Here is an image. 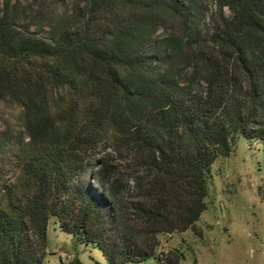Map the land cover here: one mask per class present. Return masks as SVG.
<instances>
[{
	"label": "trees",
	"instance_id": "16d2710c",
	"mask_svg": "<svg viewBox=\"0 0 264 264\" xmlns=\"http://www.w3.org/2000/svg\"><path fill=\"white\" fill-rule=\"evenodd\" d=\"M16 19L0 17V100L32 149L27 191L0 215V264H46L50 221L108 264H179L135 242L90 160L105 138L125 147L143 228L194 231L212 164L241 139L264 148V0H80L46 39Z\"/></svg>",
	"mask_w": 264,
	"mask_h": 264
},
{
	"label": "rangeland",
	"instance_id": "374dc122",
	"mask_svg": "<svg viewBox=\"0 0 264 264\" xmlns=\"http://www.w3.org/2000/svg\"><path fill=\"white\" fill-rule=\"evenodd\" d=\"M79 1L0 0V17L12 12L17 18L16 30L46 39L52 26ZM30 149L20 107L8 97L0 100V215L19 204L27 191L21 164ZM90 162L96 170L106 172L115 186L124 223L137 234L135 242L140 247L161 256L182 253L179 264H264V148L260 144L241 139L228 157L212 164L207 208L194 231L155 236L143 228L132 208L140 174L126 148L105 138ZM38 244L46 264H74L75 259L78 264H108L100 250L74 243L52 221L46 242ZM141 264L156 263L149 258Z\"/></svg>",
	"mask_w": 264,
	"mask_h": 264
}]
</instances>
